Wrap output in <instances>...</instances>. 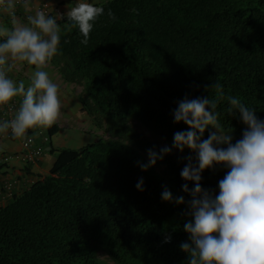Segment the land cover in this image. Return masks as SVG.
<instances>
[{"label": "trees", "instance_id": "1", "mask_svg": "<svg viewBox=\"0 0 264 264\" xmlns=\"http://www.w3.org/2000/svg\"><path fill=\"white\" fill-rule=\"evenodd\" d=\"M97 5L116 19L99 17L87 45L61 20L58 54L50 62L61 83L73 86L81 121L91 124L95 140L58 149L48 173L20 193L12 196V185H3L11 198L0 207V264H187L180 244L188 240L190 197L180 172L185 157L195 163V154L173 149L146 171L138 162H147L149 148L171 146L173 134L186 129L173 122L178 102L211 98L216 80L225 97L237 96L264 120V0ZM227 106L222 99L217 111L235 143L245 126ZM42 130L38 145L35 133L29 135L45 150L44 140L59 127ZM225 172L206 169L202 188L218 192ZM165 188L170 201L161 198ZM181 195L185 203L177 204Z\"/></svg>", "mask_w": 264, "mask_h": 264}, {"label": "clouds", "instance_id": "2", "mask_svg": "<svg viewBox=\"0 0 264 264\" xmlns=\"http://www.w3.org/2000/svg\"><path fill=\"white\" fill-rule=\"evenodd\" d=\"M18 7L26 13L23 21L16 17ZM3 14L11 18V27L4 23ZM105 14L116 19L111 9L105 13V8L93 0H75L63 16L36 7L34 0H0V112L12 114L9 119L0 118V135H10L27 145L33 138L30 130L56 122L61 112L58 84L46 68L58 54L60 21H70L82 37L80 43L87 45L95 22ZM25 65L31 69L27 86L25 80L9 75ZM211 89V98L178 102L172 112L173 122L183 123L186 129L173 134L171 146L164 145L158 151L149 148L147 162H138L139 167L146 171L173 149L195 154V163L191 156L185 157L187 163L180 172L185 182L182 191L190 197L187 207L191 219L184 224L188 240L180 244L187 264H264V120L237 96L225 97L220 81L216 80ZM222 99L227 100L226 113H238L245 126L235 143L232 129L223 126L217 111ZM206 129L208 136L201 139ZM214 167L226 169L216 193L201 186L202 173ZM136 188L143 189L142 177ZM161 198L170 201L172 194L165 188ZM176 203H185L184 196H177Z\"/></svg>", "mask_w": 264, "mask_h": 264}, {"label": "crops", "instance_id": "3", "mask_svg": "<svg viewBox=\"0 0 264 264\" xmlns=\"http://www.w3.org/2000/svg\"><path fill=\"white\" fill-rule=\"evenodd\" d=\"M107 0H93L95 4H99L102 2H105ZM34 3L36 7H43V5H47V11H49L50 14L59 13L63 16L70 7H72L75 3V0H34ZM26 13L22 8H17L16 10V17L18 20L23 21L25 19ZM2 19L4 23H6L9 27L12 26L11 18L7 16V14H3ZM46 70L49 72L50 77H53L54 82L61 83V79L59 75L57 74L56 70L49 64L46 68ZM31 74L30 66H23V67H16L13 69L12 72L9 73L14 79L25 80V84L29 81ZM64 87L62 91H58V95L61 97H67V99H64V106L66 113H69L71 115L70 120L72 119V116H76V114L72 113L71 109V103L76 108V97L73 94V86L72 85H66L64 83H61ZM75 92H78L76 89ZM71 105V106H70ZM81 114H78V118L81 119ZM73 122V121H71ZM56 123V122H55ZM59 127V132L56 134L58 136H62L63 138H66L67 141H69V146L66 145L64 140H59L58 143L55 145L52 143L51 139H47L46 143L44 144L45 150L44 154L37 159L34 162L31 163H21L22 161L18 160H10L6 163L2 160L4 156L6 155H14L18 154L22 151L21 148V140L14 139L10 135H0V191L3 185H5L6 182L12 183V192L11 195H15L17 193L22 192L24 189H26L35 179L36 177L40 175H45L48 173L53 161H54V153L60 149V148H70L71 145H76V147L71 148H78L85 143H88L89 140H86V134L77 132V127L75 125H72L68 128L69 132L66 131L65 133H62L63 127L56 123ZM71 125V124H69ZM31 132L35 133L36 136V145L42 143V138L38 137L40 133L44 132L42 129L37 130H31ZM86 135V136H85ZM55 136V135H54ZM44 140V139H43ZM87 141V142H86ZM83 142V143H81ZM85 142V143H84ZM81 143V144H80ZM40 146V145H39ZM0 195V207L3 206L8 202V200L11 198L9 197V193L1 191Z\"/></svg>", "mask_w": 264, "mask_h": 264}, {"label": "rangeland", "instance_id": "4", "mask_svg": "<svg viewBox=\"0 0 264 264\" xmlns=\"http://www.w3.org/2000/svg\"><path fill=\"white\" fill-rule=\"evenodd\" d=\"M51 79L53 80V77H51ZM28 83H29V81L26 83V86H27ZM56 83L58 84V91L61 92L64 87L62 86L61 83H59V82H56ZM63 98L67 99L66 96L65 97H63V96L61 97L59 95V99H60V102H61V112H60V115H59L58 119L56 120V123H58L59 125H61L63 127L62 133H65L66 131L69 132L68 128L70 126H72V125H75L77 127V130H76L77 132L82 133V135L83 134L87 135V136L85 135L86 136V140L91 139L90 141H88V143L93 142L95 140V136H94V134L92 132L93 128H91V124L89 122L86 123L84 121H81L77 117L78 114H79V111L77 110L78 108H75V106H73L72 103H71L72 106L70 105L71 109H72V113L76 114V116H72L73 120H70L71 115H69V113H66V111H64V109H65L64 104L65 103H64V99ZM71 121H73V122H71ZM69 124H71V125H69ZM58 135H55V136L51 137V141H52L53 144L56 145L58 143V141L62 139V140L65 141L66 145H68V146L70 145V144H68L69 141H67L66 138H63V135L62 136H58ZM81 143H83V142H81ZM71 147H76V145H71L70 148Z\"/></svg>", "mask_w": 264, "mask_h": 264}, {"label": "built area", "instance_id": "5", "mask_svg": "<svg viewBox=\"0 0 264 264\" xmlns=\"http://www.w3.org/2000/svg\"><path fill=\"white\" fill-rule=\"evenodd\" d=\"M42 8H46L47 10V5H43ZM11 113H6V112H0V118L4 119H9L11 118ZM21 148L22 151L18 154L10 155V156H5L3 158L4 162L10 161V160H20L24 162H31L34 161L35 159L39 158L43 154V149L41 147H35L32 142L30 144H25V142H21ZM6 187L9 189L12 185L11 182H6L5 183Z\"/></svg>", "mask_w": 264, "mask_h": 264}]
</instances>
